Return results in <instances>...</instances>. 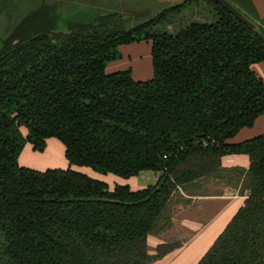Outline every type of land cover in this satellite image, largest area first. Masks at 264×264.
<instances>
[{
	"label": "trees",
	"instance_id": "obj_1",
	"mask_svg": "<svg viewBox=\"0 0 264 264\" xmlns=\"http://www.w3.org/2000/svg\"><path fill=\"white\" fill-rule=\"evenodd\" d=\"M197 1L129 28V13L92 11L88 21L67 18L66 32L42 2L2 39L0 264H153L181 242L149 253L147 235L170 227L175 205L222 187L242 205L194 264H264V131L233 140L264 113V84L250 67L264 60V27L200 0L213 19L168 29ZM139 39L150 42V78L105 69L120 44ZM50 136L70 164L126 179L158 174L140 187L109 186L74 168L17 163L24 140L42 149ZM227 154H245L247 165L223 164Z\"/></svg>",
	"mask_w": 264,
	"mask_h": 264
},
{
	"label": "rangeland",
	"instance_id": "obj_2",
	"mask_svg": "<svg viewBox=\"0 0 264 264\" xmlns=\"http://www.w3.org/2000/svg\"><path fill=\"white\" fill-rule=\"evenodd\" d=\"M179 1L180 0H121V8L112 10L109 7H114L115 4L112 2H106L105 0H0V45L2 39L11 31V29L15 26L19 19L29 10L36 8L42 2H44V5H51L54 9L55 14L57 15V17L55 18V30L66 32L68 30L67 25L69 24L66 20L67 18L75 20V22L84 20L88 21L90 19L89 14H91L92 11H124L126 13H129V15H126L125 21V28H129L148 19L161 8L170 4L177 3ZM230 1L245 15L250 17L252 21L264 27V18L257 19L256 17H254L249 10V6L246 3L241 2L240 0ZM213 18L214 12L210 8V6L204 1L198 0L197 2L190 3L181 12V14L178 15L177 21L173 23L174 26L172 23H170L167 27H169L168 29L173 28V30L175 31L190 20H211ZM163 27L164 26H158L157 28L160 29ZM148 44L150 45V42L146 39H139L136 41L120 44L118 46L117 57L108 61L105 67L108 70L131 68V71H129L132 78L137 80L150 78L152 76V73L150 65V46ZM113 64H116V67L110 68ZM142 65H144V68L140 69ZM250 67L261 78L264 84V60L253 62ZM136 70H139L138 74L136 73ZM262 114L264 115V113H261L259 116H261ZM252 127L253 126L243 127L244 130L240 128L242 131L239 129L241 131L239 135L241 136L244 133L253 131ZM263 131H258L255 134ZM233 140H235L234 137ZM239 140H242V138ZM236 141H238L237 138ZM16 160L19 165L38 170L53 166L74 168L94 177L103 179L109 186L126 182L130 185V183L132 182V180L130 179L133 178L134 181L139 184L138 187H140L149 183H153L155 181L156 175L158 174L157 171L141 170L135 176L126 179L110 172H98L90 166L70 164L64 158L62 143L53 136L47 137L45 139L42 149L33 148L28 140H24L18 152ZM193 197V199L196 198L197 200L195 202H190L189 205L180 204L182 207L178 209H176V207L174 206L172 216L175 217V220H179L180 218H185L187 220L191 218L199 221V223L202 224L203 222L209 220V218H212V216L216 213L218 207L220 206L219 202H217L218 205H212L204 202V200H199L200 198H197L196 196ZM172 224L173 222L171 221L170 226H172ZM220 230L211 238L210 243L220 232ZM189 232L190 231L186 228V226L178 223L174 226L173 230H170L169 227L161 233L148 234L146 237V249L149 253H152L154 251L155 244L159 242L168 240H178L179 242H182V240H184V238L188 235L187 233ZM209 236L208 238L204 239L202 249L205 247V242L207 241V239H209ZM209 244L207 245V247L209 246ZM207 247L203 250L205 251ZM204 251L201 252L200 256ZM163 257L164 255L156 258L153 261V264H155V261H160Z\"/></svg>",
	"mask_w": 264,
	"mask_h": 264
},
{
	"label": "crops",
	"instance_id": "obj_3",
	"mask_svg": "<svg viewBox=\"0 0 264 264\" xmlns=\"http://www.w3.org/2000/svg\"><path fill=\"white\" fill-rule=\"evenodd\" d=\"M106 2H112L114 3V7H109L112 10L121 8V0H105ZM253 6V9L256 13V18L261 19L264 18V0H250ZM149 45V44H148ZM150 46V45H149ZM150 48V47H149ZM110 65V64H109ZM108 65V66H109ZM116 67V64L111 65L110 68ZM144 65L140 67V69H143ZM105 69L107 71H113L108 70L106 67ZM139 69V70H140ZM131 71V68L129 69ZM139 70H136V73H139ZM259 116V115H258ZM256 117L252 123L251 126H253V131L247 132L239 135L242 131L241 128L239 133L234 135V139L236 141L239 139H245L248 136H251L255 134L258 131L264 130V115L262 114L259 117ZM244 130V129H243ZM261 133V132H260ZM259 134V133H258ZM256 135V134H255ZM244 137V138H243ZM240 161V162H239ZM221 162L223 164L227 165H233L238 164L242 166L247 165V157L245 154H227L221 157ZM54 167V166H53ZM132 182L130 183V187H138L139 184L134 181L133 178H131ZM197 198H200L199 200H204V202H207L208 204L212 205H218L217 202L220 203V206L218 207L216 213L212 216V218H209L206 222H203L202 224L199 223V221H196L195 219H185L180 218L179 220H175V217L172 216L171 221L173 222L172 226H170V230H173L174 226L180 223L181 225L186 226V228L190 231L187 233L188 235L182 240L181 244L164 254V259L162 258L160 261L156 262L155 264H194L197 259L200 257V254L203 249L207 247V245L210 243L211 238L220 230L222 229L223 225L228 221V219L231 217V215L234 213V211L242 204V195L238 194L234 188L229 187H223L221 188V191L219 194L214 195H203V196H196ZM192 201L195 202L197 199H193L194 197H191ZM190 204V203H189ZM186 204V205H189ZM176 209L182 207L180 204L175 205ZM213 233V234H212ZM210 235V236H209ZM205 242V247L202 249L204 244V239L208 238ZM183 238V237H180Z\"/></svg>",
	"mask_w": 264,
	"mask_h": 264
},
{
	"label": "water",
	"instance_id": "obj_4",
	"mask_svg": "<svg viewBox=\"0 0 264 264\" xmlns=\"http://www.w3.org/2000/svg\"><path fill=\"white\" fill-rule=\"evenodd\" d=\"M218 4H220L222 7H224L227 11H229L234 17H236L239 21L243 22L247 26H249L251 29L256 30L257 26L256 24L250 20L246 15H244L239 9H237L232 3H230L228 0H214Z\"/></svg>",
	"mask_w": 264,
	"mask_h": 264
},
{
	"label": "built area",
	"instance_id": "obj_5",
	"mask_svg": "<svg viewBox=\"0 0 264 264\" xmlns=\"http://www.w3.org/2000/svg\"><path fill=\"white\" fill-rule=\"evenodd\" d=\"M242 205V204H241Z\"/></svg>",
	"mask_w": 264,
	"mask_h": 264
}]
</instances>
